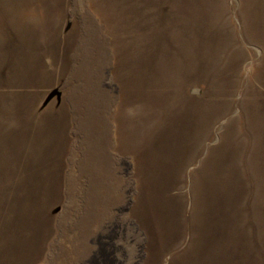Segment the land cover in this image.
Masks as SVG:
<instances>
[{
    "label": "rangeland",
    "instance_id": "obj_1",
    "mask_svg": "<svg viewBox=\"0 0 264 264\" xmlns=\"http://www.w3.org/2000/svg\"><path fill=\"white\" fill-rule=\"evenodd\" d=\"M90 87L101 146L46 138ZM102 250L264 264V0H0V264Z\"/></svg>",
    "mask_w": 264,
    "mask_h": 264
},
{
    "label": "crops",
    "instance_id": "obj_2",
    "mask_svg": "<svg viewBox=\"0 0 264 264\" xmlns=\"http://www.w3.org/2000/svg\"><path fill=\"white\" fill-rule=\"evenodd\" d=\"M77 54L78 53L75 54L76 58L74 59L75 60L74 62L76 63L77 61L79 62V60H81L83 57V55L81 54L77 55ZM77 65H78L77 70L81 71L83 73L82 74L83 76L85 73L84 68L81 69V64L80 65L77 64ZM81 90L82 89H80V91ZM82 91H83L82 93H84V91L86 93L83 96L81 95V97L79 96L80 99H71V101L65 100L62 102L61 105L62 107L64 106L67 107L68 109L69 108L76 109L68 112L66 116H64V112H63L62 116L55 114L51 117L50 115H47L49 114L47 111L46 115L42 117L43 119H47V120L49 119V122L47 123L46 126H44L43 130H45L46 133L51 132V134H45L46 138H50L53 130L58 132V127H56V124H60L61 132H64L66 134L67 140L70 139L79 140L83 138V140L85 141L87 139L89 140L93 139L94 145H96V149H97V146L99 145L101 146V142L105 138V135H102V133H100L101 131L100 124L102 123L101 119H105V121L108 120L109 122L113 120V100L98 98L100 97L101 92L96 91L92 87H90L89 89L84 88ZM56 107L59 106L57 105ZM59 116L61 117V121L58 119L60 118ZM71 126L73 127L72 129ZM53 137H56V135ZM74 152L76 155H72L73 157H68V159L70 158L71 162L74 160L75 156L82 159L85 158V160L87 161L89 156H94L96 158V155L93 153H91V155H88L89 152H80L79 150H76ZM106 160L107 158L102 162L103 164L102 166L108 169L107 167L108 163H106ZM103 180L105 179H102V175H101L100 179H98V181L95 183V187L101 189V192L100 191L99 192L101 193L102 199H108L107 197L111 199L112 194H110V191L107 192L108 190L105 188L106 185L104 184ZM109 186L110 187L112 186V180ZM98 196L100 197V195Z\"/></svg>",
    "mask_w": 264,
    "mask_h": 264
},
{
    "label": "flooded vegetation",
    "instance_id": "obj_3",
    "mask_svg": "<svg viewBox=\"0 0 264 264\" xmlns=\"http://www.w3.org/2000/svg\"><path fill=\"white\" fill-rule=\"evenodd\" d=\"M101 258H102V260H103V258H106V252L103 251V250L99 253V256L98 257H95L94 258L92 264L97 263ZM91 261H92V258L88 262H91ZM86 264H89V263H86Z\"/></svg>",
    "mask_w": 264,
    "mask_h": 264
}]
</instances>
